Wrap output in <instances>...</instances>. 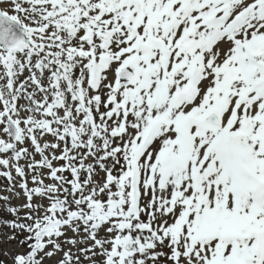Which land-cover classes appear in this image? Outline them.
<instances>
[{"label": "snow or ice", "instance_id": "snow-or-ice-1", "mask_svg": "<svg viewBox=\"0 0 264 264\" xmlns=\"http://www.w3.org/2000/svg\"><path fill=\"white\" fill-rule=\"evenodd\" d=\"M0 178V264H264V0H0Z\"/></svg>", "mask_w": 264, "mask_h": 264}, {"label": "rangeland", "instance_id": "rangeland-1", "mask_svg": "<svg viewBox=\"0 0 264 264\" xmlns=\"http://www.w3.org/2000/svg\"><path fill=\"white\" fill-rule=\"evenodd\" d=\"M6 183H7L6 180H4L3 178H0V189H2ZM16 203H20V201H16ZM0 247H4V245L0 244ZM0 258L4 259L3 256H0Z\"/></svg>", "mask_w": 264, "mask_h": 264}, {"label": "trees", "instance_id": "trees-1", "mask_svg": "<svg viewBox=\"0 0 264 264\" xmlns=\"http://www.w3.org/2000/svg\"><path fill=\"white\" fill-rule=\"evenodd\" d=\"M0 259H2V258H0Z\"/></svg>", "mask_w": 264, "mask_h": 264}]
</instances>
